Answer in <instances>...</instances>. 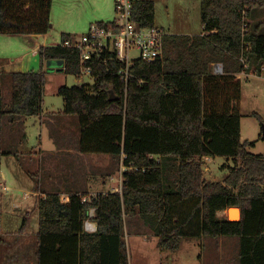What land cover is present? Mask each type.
Wrapping results in <instances>:
<instances>
[{
	"label": "trees",
	"instance_id": "16d2710c",
	"mask_svg": "<svg viewBox=\"0 0 264 264\" xmlns=\"http://www.w3.org/2000/svg\"><path fill=\"white\" fill-rule=\"evenodd\" d=\"M52 6L53 0H0V34L49 33ZM257 8L264 0H201L202 34H167L162 58L135 60L127 83L120 75L124 65L105 53L106 62L90 63L93 84L58 89L63 113L79 118L80 151L123 156L126 169L121 192L88 202L78 192L68 202L60 193L39 199L38 264H130L129 215L140 218L163 249L178 250L184 238L238 237L240 264H264V155H254L248 149L254 143L242 141L237 75L243 55L247 72L255 67L264 75V34L247 21ZM133 16L142 26L157 27L155 0L134 1ZM70 38L63 33L60 45L39 48L40 70L10 74L7 111L0 71V115L42 114L43 65L49 61L61 60L65 73L82 76L79 51L63 45ZM217 63L221 74L213 71ZM215 157L236 163L222 181L205 177L204 159ZM230 207L242 210L240 221L219 216ZM90 219L98 225L95 232L86 230ZM29 224L26 216L19 232L25 234ZM192 225L197 231H189Z\"/></svg>",
	"mask_w": 264,
	"mask_h": 264
},
{
	"label": "rangeland",
	"instance_id": "374dc122",
	"mask_svg": "<svg viewBox=\"0 0 264 264\" xmlns=\"http://www.w3.org/2000/svg\"><path fill=\"white\" fill-rule=\"evenodd\" d=\"M116 1L56 0L51 14L52 29L49 35L43 37L40 41L46 46H58L62 43V34L65 31L73 35L72 37L87 34L93 23L101 20L111 21L117 17ZM156 2L158 7L155 24L157 27L161 28V25L167 26V22L173 21L168 9L178 8L177 13H179L180 18L184 14L183 8L187 10L184 16L185 24L183 28L175 30L167 27L165 31L169 35L202 34L203 25L199 0H156ZM247 21L254 27L260 26L261 33L264 34V8L255 9L253 17L247 19ZM1 36L0 40H9L6 45L0 41V54L8 53L7 56L10 57L4 62L9 67V72L2 71L5 73L3 77V96L5 108H8L11 101L10 74L19 70L16 67L20 66H24L25 71L40 70L41 63L38 54L35 55L34 48L31 47V42L27 39H25V50H22L17 43L18 39L9 35L4 36L5 38ZM130 56L135 59L138 57V52L133 51ZM254 68L251 72L244 71L237 74L242 82V99L240 102L242 114L241 130L242 141L254 143V145L249 146V151L256 156H262L264 155V140L262 139L264 134V75L255 74ZM43 69L47 72L43 93V107L50 109V111H56L57 114H59L60 109L64 108V100L58 93V89L61 86L73 87L94 83V79L88 75H82L78 78L74 74L58 72L56 69L51 70L48 62L43 65ZM1 70H3V67ZM256 115L261 117L263 123ZM68 118L65 122L63 121L64 119L57 118L59 123L55 125L49 123L48 125L52 127L47 128L42 116L26 117L25 122L18 124L17 126L20 127L13 130L14 139L10 143L4 141L3 128L1 129L0 127V264H25V252L30 256L35 253L34 237L25 239V235L19 231L23 226L25 217L31 211L30 202L34 201L33 185H37L41 178H44V183L46 184L52 183L47 166L52 162L54 156H37L36 160L33 159L34 168H31L29 164L34 152L39 149L42 136L45 145L49 148L48 129L58 140L67 136L72 141V144L78 141L80 131L79 118L76 115H70ZM78 147H80L79 141ZM89 156L97 158L92 166L93 170H90L88 166L81 169L80 166L79 172L74 174V169L69 171L63 168L65 164L59 157L53 160L57 165L58 171L60 170L57 174H59L61 179L63 176L71 177L66 182L68 183L67 185H70L69 187H74L77 184V181L74 182L72 176H78L81 181V173H84V170L86 172L84 173L86 174L84 177L86 183L94 178L105 186L103 178H107L109 172H107V166L103 165L105 162L104 157L100 158V156L109 155L88 154L87 158H90ZM40 161L43 162L42 165L44 166L42 171L38 167ZM234 166H236L235 161L225 157L204 159L203 164L207 179L212 181H222ZM125 169L124 164H119L116 177L114 178V182L117 183L115 187L120 191L123 183L122 172ZM176 173V169L173 168L171 176L175 175V179ZM165 181L168 185L166 172ZM169 184L173 190L176 188L175 182ZM80 185H82V181ZM112 185V181H108V185L102 191L111 190ZM91 189L88 185L81 188L85 192H89ZM92 196L96 195H87V197ZM182 209L181 207L179 213H182ZM227 211L228 209L219 213V216L222 218L227 217ZM231 214V219H238L235 215L236 213ZM30 217L28 230L31 235L35 236L39 230V216L38 213L35 215L31 213ZM180 218V214H177L176 219ZM189 231L195 232L197 228L192 225ZM125 241L129 251L130 264H240V239L238 237L221 236L213 238L203 236L184 238L180 248L176 251H171L160 247L159 237L153 235L143 225L142 220L133 215H129L126 218Z\"/></svg>",
	"mask_w": 264,
	"mask_h": 264
},
{
	"label": "crops",
	"instance_id": "0c3cea01",
	"mask_svg": "<svg viewBox=\"0 0 264 264\" xmlns=\"http://www.w3.org/2000/svg\"><path fill=\"white\" fill-rule=\"evenodd\" d=\"M132 1H135V0H132ZM55 2H56V0H53L52 10L54 8ZM199 3L201 5V0H199ZM155 4H156V17H157V7L158 6H157L156 0H155ZM175 9L176 8L168 9L169 15L172 16L173 21L167 22L168 23L167 26L166 25H161L162 26L161 29L165 30V28L168 27L170 29L180 30L179 28H181V29L183 28V26L185 24L184 23V16L186 15L185 12L187 10L182 8V10L184 11V14H182V16L179 18V13H177V9L178 8L176 9V11H175ZM51 14H52V11H51ZM180 15H181V13H180ZM113 20H111V21H113ZM111 21H103V20H101L100 22H111ZM63 33L70 34L69 32H66V31L63 32ZM48 35H49V33H47L45 35H9V36H13L16 39H18L17 43L19 44V47L22 50H25V39H27L29 42H31L30 43L31 47L34 48V52H35V55H36V54H38V50H39L40 47L46 46L40 40L43 37H47ZM187 35H189V34H187ZM4 36H8V35H2L1 37L5 38ZM0 41L3 42L4 45H6L7 41L9 42V40H6V39L5 40H0ZM7 55H8V53H1L0 54V71L9 72V67L6 66V63L4 64V62L10 58ZM217 64H221V63H217ZM1 65L3 67V70H1L2 69ZM16 68H18L19 70L14 71V72H27L28 71V70L25 71L24 66H20V67H16ZM62 72H64V71H62ZM8 108H9V106H8ZM8 108H5V110L7 111ZM63 112H64V108L60 109L59 114H57L56 111H50V109H48V108L45 109V107H43V112H42V114L40 116H42V119L47 124L46 127L48 128V127H50L48 125L49 123L51 125H55V124L59 123V120L57 118L64 119L63 120L64 122L67 121V119H69L68 115H65ZM28 117H31V116H28ZM25 119H26V117H15L14 118L11 115H9L8 113L0 115V127H1V129L3 128L2 129V133L4 135L3 136L4 137V141H6L8 143L13 141V139H14L13 138L14 137L13 130H15V128H17V127H20V126H17V125L20 124V123L21 124L24 123ZM48 132H49L48 137H49V140H50V141L48 140V142H50L49 148L47 147V145H45V141H44V138L42 136L41 142H40V145H39V149H38V151L34 152V156L31 157L32 160H31L29 166L31 168H34V165L32 163H34L33 159L36 160V158H38L37 156H39V157L40 156L41 157H45L46 155L54 156L52 158V162H50L49 165L47 166L49 168V172H50L49 174H50V179H51L52 183L51 184H46V183H44V178L43 179L41 178V180H39L37 185L36 184L33 185L32 191L34 192V199H33L34 201L30 202L31 211L28 212L29 217H30L31 213L33 215L38 213V216H39L38 202H39V199L41 197L44 198L46 196V194L60 193L61 196H62V200L64 202H68L70 200L71 194L77 193V192L80 193V194L86 195V196L89 195V194L90 195H98V194H108L110 192H121L120 190L117 189V187H115V185L117 183L114 182V178L116 177V174H117L116 173L117 172V166L119 164H123L124 157L123 156L116 157V156H113V155L100 156V158L104 157L103 159L105 160V162L103 163V165L107 166V168H108L107 172H109L108 177L107 178H105V177L103 178L104 179V185L106 186V185H108V181H112L113 185H112V189L111 190L102 191V190L105 189V186L100 184V182H98L93 177L92 178L94 180L90 179L88 181V183H86L84 181V179H85L84 177L86 175V174H84V173H86L85 170H84V173H81L82 185H80L81 181L79 180L78 176L73 175L72 179L74 180V182L77 181V184L74 187H69L70 185H67L68 183H66V182H68V179L70 180L71 177L69 178V177L63 176L62 179H61L59 174H57L60 170L58 171L57 165L54 163L53 160L55 158L59 157L63 161V163L65 164V166H63V168L66 169V170H69V171H72L74 169L73 170V174H74V173H78L79 172L80 166H81V169H83L85 166H88V168H90V170H93L92 166L94 165V162L97 160V158L96 159L93 158L94 156H92V157L89 156L90 158H87L88 154H84V153H82L79 150L78 141L80 140V131H79L78 141L77 142L73 141L75 144H72V141L67 136H65L61 140H58V139H56L55 135H52V133L50 132L49 129H48ZM100 158H98V159H100ZM207 159L209 160V159H212V158H207ZM42 164H43V162L40 161L39 165H38L39 170H41V171L43 170V167H44ZM28 173H29V171H28ZM123 173L124 172H122V176H123ZM29 174H31V173H29ZM4 176H5V174H4ZM205 177H206V175H205ZM123 180H124V178H123ZM85 185H88L90 188H92L91 191H89V192L82 191L81 188L83 186H85ZM39 220H40V217H39ZM92 222H94L93 219H92ZM94 223L96 224V227L98 228L97 223L96 222H94ZM28 229H29V226L27 228L26 233L24 234L25 235V239H30V237L31 238L34 237L36 250H35V253H34L33 256L27 255V253L25 252V264H38V248H39V246H38V238H37V233L38 232L34 236V235L30 234L31 232Z\"/></svg>",
	"mask_w": 264,
	"mask_h": 264
},
{
	"label": "built area",
	"instance_id": "2783aa9c",
	"mask_svg": "<svg viewBox=\"0 0 264 264\" xmlns=\"http://www.w3.org/2000/svg\"><path fill=\"white\" fill-rule=\"evenodd\" d=\"M133 4L132 0H117V17L113 21L93 23L87 34L72 37L63 43L65 47L79 51L81 75H88L93 79V68L90 63L94 60L106 62L104 54H114L124 65L120 75L127 83L131 75L130 68L135 60L154 62L162 58L167 32L159 27H145L137 22L133 16ZM133 51L138 52V57L135 59L130 56ZM240 61L243 64V73L249 68V61L244 55ZM213 71L215 74L223 73V65L215 64ZM90 200L91 197H83L84 202ZM90 215L91 218L95 216V209L90 211ZM96 229V224L91 219L87 220L86 230L94 232Z\"/></svg>",
	"mask_w": 264,
	"mask_h": 264
},
{
	"label": "water",
	"instance_id": "95a60500",
	"mask_svg": "<svg viewBox=\"0 0 264 264\" xmlns=\"http://www.w3.org/2000/svg\"><path fill=\"white\" fill-rule=\"evenodd\" d=\"M48 66L51 68V70L56 69L58 72L64 71V62L61 60L49 61ZM236 212H237V214H235ZM231 213H234L236 215V217H238V219H236V220L231 219L232 218ZM227 219L229 221H233V222L240 221L242 219V210L239 207H230L227 211Z\"/></svg>",
	"mask_w": 264,
	"mask_h": 264
},
{
	"label": "bare ground",
	"instance_id": "6f19581e",
	"mask_svg": "<svg viewBox=\"0 0 264 264\" xmlns=\"http://www.w3.org/2000/svg\"><path fill=\"white\" fill-rule=\"evenodd\" d=\"M236 214H237V212H236Z\"/></svg>",
	"mask_w": 264,
	"mask_h": 264
}]
</instances>
